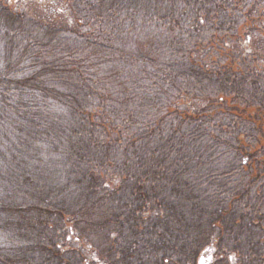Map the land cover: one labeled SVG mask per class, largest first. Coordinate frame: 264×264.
Instances as JSON below:
<instances>
[{
  "label": "trees",
  "instance_id": "trees-1",
  "mask_svg": "<svg viewBox=\"0 0 264 264\" xmlns=\"http://www.w3.org/2000/svg\"><path fill=\"white\" fill-rule=\"evenodd\" d=\"M263 139L264 0H0V264H264Z\"/></svg>",
  "mask_w": 264,
  "mask_h": 264
},
{
  "label": "rangeland",
  "instance_id": "rangeland-1",
  "mask_svg": "<svg viewBox=\"0 0 264 264\" xmlns=\"http://www.w3.org/2000/svg\"><path fill=\"white\" fill-rule=\"evenodd\" d=\"M47 1V0H46ZM32 8H30V12L32 13ZM262 144H264V139L262 141ZM210 256H211V249L210 248H206L203 252H202V261L203 262H206L208 261V259H210Z\"/></svg>",
  "mask_w": 264,
  "mask_h": 264
}]
</instances>
